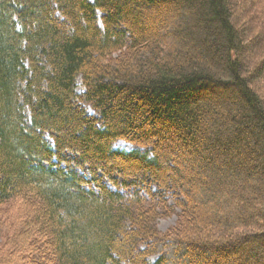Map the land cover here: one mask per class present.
I'll return each instance as SVG.
<instances>
[{"label": "trees", "instance_id": "obj_1", "mask_svg": "<svg viewBox=\"0 0 264 264\" xmlns=\"http://www.w3.org/2000/svg\"><path fill=\"white\" fill-rule=\"evenodd\" d=\"M0 264H264V0H0Z\"/></svg>", "mask_w": 264, "mask_h": 264}, {"label": "rangeland", "instance_id": "obj_2", "mask_svg": "<svg viewBox=\"0 0 264 264\" xmlns=\"http://www.w3.org/2000/svg\"><path fill=\"white\" fill-rule=\"evenodd\" d=\"M146 16L147 13H146ZM158 20V17L156 14H154V18H153V23H156ZM152 21V20H151ZM77 91L79 93L82 92V89H81V83L80 81H78V88H77ZM139 115V114H138ZM139 118V117H138ZM116 149H119L120 151H124V152H130L132 151V148L123 144V143H120L116 146ZM221 163V162H220ZM175 220H176V217L173 216V217H170V218H166V219H161L158 221V229L161 231V232H165L169 227L173 226L174 223H175Z\"/></svg>", "mask_w": 264, "mask_h": 264}]
</instances>
